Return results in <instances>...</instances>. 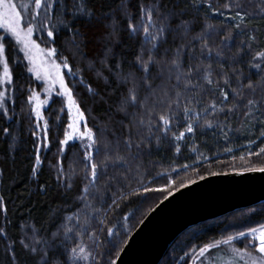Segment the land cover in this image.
Here are the masks:
<instances>
[{
  "label": "snow or ice",
  "instance_id": "6c2138e0",
  "mask_svg": "<svg viewBox=\"0 0 264 264\" xmlns=\"http://www.w3.org/2000/svg\"><path fill=\"white\" fill-rule=\"evenodd\" d=\"M189 3L190 0H151L149 3L139 0L137 19V14L132 10L136 5L132 0H119V3L116 0H31L30 3L19 4L15 0H0V29L4 32L0 36V64L3 65L0 83H14L6 58V44L10 36L21 46L20 51L23 52V58L17 57L16 62L23 64L24 60L27 61V72L35 80H43L48 85L45 91L49 97L58 86L56 95L66 100L71 122L67 125L64 138L59 142L61 156L69 146V141L74 139L81 141L84 152L80 161L83 164L82 175L74 169L71 174L66 173L58 162L57 190L53 193L46 185L40 184L41 151L50 147L49 122L44 121L42 135L37 137L41 144L34 148L35 160L29 177L36 182V188L25 187L24 198L29 202L33 196L59 198L61 205L50 210V219L53 221L57 219L61 206L66 209L74 207L76 211L66 213L50 235L41 236L40 229L35 226H32L30 237L25 233L20 244L32 258L33 264H117L116 259L107 257L112 254L113 249L115 256L119 257L124 245L128 243L122 237L127 235L129 229H118L116 225L119 220L113 223L107 213L120 209L121 202L130 197L151 192L166 191V200L173 195L171 189L175 188V181L169 178L166 186L158 188L148 187L141 181L138 182V187L142 191L131 189L126 194L121 191L119 196L113 192L112 202L107 209L94 207L93 201L100 192L101 177L105 179V194L113 182L119 184L116 176L108 175L109 168L119 170L120 175L127 179L133 163L143 154H151L153 137L156 147H159L173 126L183 123L184 131L172 136L175 152L179 153V142L185 139L186 134L193 133L198 126L214 127L209 116L215 117L223 113L227 119L228 114H238L243 110L245 121L256 120L264 125V51L258 52L248 62L249 68L255 69V72H250L245 77L242 72L233 70L231 75L225 73L221 77V84L220 80L213 79L211 64H197L194 67L191 63L196 58L194 51L189 52V48H194V42H201V56L207 50V58L212 59V48L204 33L193 36L191 41L181 43L174 49L168 46L169 36L174 40L178 35L185 37L193 31L196 18L187 15ZM191 3L194 4V0ZM236 7L239 9L240 5ZM235 15L243 22L247 14L238 10ZM240 26L236 25L237 28ZM35 32L46 33L44 44L56 47L42 48L33 39ZM249 39L254 40L255 37ZM248 47L251 48V44ZM65 48L70 55L65 54ZM220 55L222 53L217 51L216 56ZM77 59L87 61L86 67L95 77L97 87H93L83 75L78 83L93 97L94 102L108 105V124L104 131L113 122L120 128V131L113 128L111 138L106 137L103 143L86 123L83 131H80L79 122L84 120V113L74 98L73 89L65 81V75L75 77L82 72L81 68L74 71L70 63ZM57 60L60 62L57 63ZM64 69L67 73L62 71ZM232 75L235 76V86ZM253 76L257 79L254 80ZM101 84L103 88H99ZM113 84L115 87H112ZM109 89L113 93L119 92L117 102L111 103L110 97L104 95ZM30 91V112L35 114L37 120H43L41 109L48 101L41 100L36 91ZM217 93L220 97L218 102ZM205 94L212 97L207 104L204 103ZM6 97L7 93L0 91V162L15 164L17 136L12 128L14 114H10L6 107ZM73 110L76 113L74 118ZM201 119L204 121L203 125L199 123ZM59 120L60 117L57 116V121ZM36 127L39 129L40 125L37 124ZM31 135L36 137L37 132L32 131ZM261 136H264V132H261ZM5 144L8 145L7 150L4 149ZM259 154H264V148L260 149L257 155ZM101 155L103 158L97 159ZM139 167L137 164V170ZM183 167L187 169L188 165ZM248 170L264 172V167ZM2 174L0 170V175ZM77 175H80L82 187H77L74 182ZM157 175L163 176L162 173ZM179 187H187V184L181 182ZM175 190L178 191L179 188ZM100 199L103 203L105 195H101ZM0 209L6 211L3 198H0ZM101 213L104 215L101 216ZM124 219L128 220L129 217L125 216ZM5 220V225L0 227V236L7 239L6 229L10 221L6 217ZM139 222L142 224L144 221ZM25 227L22 224L21 230ZM234 240H247L248 243L244 249H230L233 256L230 264H236L237 258L244 264H264V224L208 244L199 250L198 255L203 257L210 248H218L220 245H232ZM249 247L255 250V254L248 251ZM6 251L12 253V264H16L17 257L12 243L6 246Z\"/></svg>",
  "mask_w": 264,
  "mask_h": 264
},
{
  "label": "trees",
  "instance_id": "16d2710c",
  "mask_svg": "<svg viewBox=\"0 0 264 264\" xmlns=\"http://www.w3.org/2000/svg\"><path fill=\"white\" fill-rule=\"evenodd\" d=\"M116 2L119 3V0H116ZM143 2L149 3L151 0H143ZM132 3L136 5L132 10L137 14L138 19L139 0H132ZM209 4L211 7H208ZM238 4L240 5L239 9L236 7ZM225 5H230V7H225ZM238 10L242 14H247L243 22L235 15ZM214 13L216 14L214 15ZM187 15L196 18L193 31L185 37L178 35L174 40L172 36H169L168 46L174 49L181 43L186 44L191 41L193 36L204 33L205 39L212 48V59L207 58V50L201 56V42H194V48H189V52L194 51L195 53L196 58L191 61L194 67L197 64L201 66L211 64L214 73L213 79L220 80L221 84H223L221 77L225 73L231 75L233 70L242 72L245 77L250 72L256 71L249 68L248 62L258 52L264 51V0H194V4L190 0ZM237 24L241 25L240 28L236 27ZM208 25L212 27L208 28ZM250 37H255V39L250 40ZM249 44H251V48L248 47ZM50 45L56 47V45ZM50 45L48 46L50 47ZM20 47L12 37H8L6 55L14 80V83L10 85L12 87V99L8 105L14 102L16 112L13 113L7 107L10 114H14L12 128L14 129V135L17 136V143L15 164L0 162V170L3 172L0 175V198H3L4 208H6V211L0 209V227L5 225V217L7 221H10L6 229L8 238L0 236V264H12V253L6 251V246L9 243H12L15 249L16 264H33L32 258L27 255L20 244V240L24 238L25 233L30 237L32 226H35L40 229L41 236L50 235L51 232L56 230L59 220L66 213L70 214V212L76 211L74 207L66 209L61 206L57 219L53 221L50 219V210L57 209L61 205L59 198L46 199L33 196L30 202L24 198L23 189L25 187L29 189L36 188V182L29 179L31 167L35 160L34 148L38 145V141L36 137L31 135L35 129L32 126L33 118L29 113L28 96L30 90L39 81L34 82L35 78L27 72L26 60L23 61V64L16 62L17 57L23 58ZM64 51L65 54L70 55L67 48ZM217 51L221 52L222 55L217 57ZM129 55L131 54L129 53ZM70 63H72L74 71L76 68L82 69V72L75 77L65 75L66 83L73 89L74 98L84 113V120L81 121L82 127L86 123L89 128L97 133L101 143H103L106 137L111 138L113 128L117 131H120V128L113 122L108 126L107 131H104L105 125L108 124V114L106 112L108 105L94 102L93 97L78 83L81 75H83L86 81L90 82L93 87H97L95 77L86 67L87 61L77 59L70 61ZM187 63L188 60L185 57V65ZM221 64L223 68H221ZM153 72H155V69ZM65 73H67V70ZM253 79L255 80L257 77L253 76ZM232 82L235 86L234 75H232ZM244 82L247 83V80ZM103 87L102 84L99 86V88ZM112 87H115V84ZM104 95L110 97L111 103L117 102L120 98L119 92L113 93L111 89L105 92ZM141 95H143V92ZM211 98L210 95L205 94L204 103H209ZM216 99L217 102L220 99L218 93ZM56 101L50 106L49 110L54 115V119L49 120L50 133L48 141L50 147L41 151L42 164L40 165L39 174V183L46 185L53 193L57 190L58 162L66 173L71 174L74 169L82 175L83 164L80 161L84 154L80 144L74 142L66 147L63 156H61L59 151L61 147L60 140H57L59 142H53L56 133L62 139L69 118L65 110L61 111L60 101ZM229 104H231V99ZM57 116L60 117L59 122ZM208 119L213 120L214 127L198 126L193 133L186 134L185 139L179 142L181 149L179 153L175 152V142L172 141V136L184 131L183 123L179 126L174 125L159 147H156L155 138L153 137L151 154L145 153L133 163L131 171L127 173V179L120 175L119 170L109 168L108 175L116 176L119 184L113 182L112 187L105 194V179L101 177L99 181L100 192L96 194V199L93 201L94 207L107 209L112 202L113 192L116 196H119L121 191L125 194L131 189L142 191V188L138 187V182L141 181L148 187L158 188L166 186L168 179L171 178L175 181V188L171 190L175 191L176 188H180L181 182L187 184L213 173L264 167V154L257 155L260 149L264 148V136H261V132H264V125L256 120L245 121L243 110H240L238 114H228L227 119L223 113H219L215 117L209 116ZM0 121H2V116H0ZM199 123L203 125V119ZM9 143H11L10 138ZM7 147L8 145L5 144L4 149L7 150ZM226 149H231V151ZM102 158V155L97 157V159ZM137 164L140 166L139 170H137ZM184 165H188L187 169L183 167ZM158 173H162L163 176H158ZM153 180H155L154 183ZM74 182L77 187L83 186L80 175L75 177ZM101 195H105L103 203H101ZM167 195L168 193L165 191L130 197L128 200L121 202L120 209L115 212L109 211L107 215L113 219V223H116L117 219L119 220L116 225L118 229H129L122 240L127 239L140 223L139 221ZM100 215L103 216L104 213ZM125 216H128L129 219L125 220ZM22 224L26 225L23 231L21 230ZM261 224H264V202L236 209L220 217L200 222L181 232L168 247L158 264H188L195 250ZM107 259H116L115 249L112 250V254ZM199 261V259H196L194 264Z\"/></svg>",
  "mask_w": 264,
  "mask_h": 264
},
{
  "label": "water",
  "instance_id": "95a60500",
  "mask_svg": "<svg viewBox=\"0 0 264 264\" xmlns=\"http://www.w3.org/2000/svg\"><path fill=\"white\" fill-rule=\"evenodd\" d=\"M159 201L130 233L117 264H158L176 237L200 222L264 202V172L213 173Z\"/></svg>",
  "mask_w": 264,
  "mask_h": 264
},
{
  "label": "rangeland",
  "instance_id": "374dc122",
  "mask_svg": "<svg viewBox=\"0 0 264 264\" xmlns=\"http://www.w3.org/2000/svg\"><path fill=\"white\" fill-rule=\"evenodd\" d=\"M15 2L18 3V4L21 3V2L30 3L31 0H15ZM2 35H4V32H3L2 29H0V36H2ZM45 38H46V33L41 34L40 32H35L33 34V39H35L37 41V43H39L42 48L48 46V45L46 46L44 44V39ZM50 47H52V46L50 45ZM6 58H7V55H6ZM59 62L60 61L57 60V63H59ZM9 71H10V69H9ZM62 71L65 73L66 69H64ZM2 75H3V65L0 64V77H2ZM34 82H37V81L34 80ZM47 87H48V85L43 80H40L39 83L32 89V90L36 91L37 93H39V96H40L41 100H47L48 101V104L44 105L42 107V109H41L42 115L44 117L43 120H37L36 119L35 114L30 112V105H29V113L31 114V116L33 118L32 126L35 129V131L37 132L36 138L38 136L42 135V129H43L44 121H48L49 122V120L51 121V120L54 119V115H52L51 111H49V110H50V106H52L53 103L57 102L56 100L60 101L61 106L63 108V111L65 110L67 112V115H69L67 104H66V100L64 98L56 95V92L58 91V86H57V88L53 89V91L51 93V97H49L48 93L45 91V89ZM0 91H5L7 93V97H6L7 104H6V107L8 106L13 111V113L16 112V109L14 107V102H12L11 105H8L10 103L11 99H12L11 98V96H12V94H11L12 87H10V85H5V84L0 83ZM30 94H31V92H30ZM75 115H76L75 110H73L72 117L74 118ZM70 122H71L70 118H68L67 119V124H66L65 129H64V132L67 129V125ZM37 124L40 125L39 129H37V127H36ZM79 126H80V131H83V127H82V122L81 121L79 122ZM49 133H50V130H49ZM49 133H48V135H49ZM63 138H64V136H62V139ZM57 140H61V138L56 133L55 139L53 138V142H59ZM37 141H38V145L41 144V141L38 138H37ZM74 142L77 143V144H80V146H81V141L79 139H74L73 141H69V144H72ZM48 143H49V141H48ZM256 227H258V226H256ZM253 228H255V227H253ZM244 232H247V230L244 231ZM247 243H248L247 240H238V241L234 240L232 245H222V246H219L218 248H210L208 250V252L205 253V255L203 257H200V256L198 257V255H197V253L201 249L200 248L198 250H195L192 253L188 264H194L196 259L200 260L197 264H230V262L233 261V256L231 254L230 249L232 247L239 248V249H244V247H245V245ZM248 251H250L253 254H255V250L253 248H251V247L248 248ZM236 264H244V262L237 258Z\"/></svg>",
  "mask_w": 264,
  "mask_h": 264
}]
</instances>
